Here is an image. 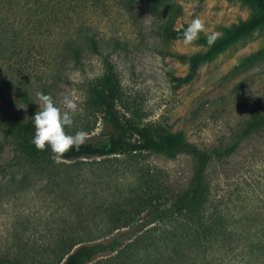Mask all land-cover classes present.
<instances>
[{
  "label": "trees",
  "instance_id": "16d2710c",
  "mask_svg": "<svg viewBox=\"0 0 264 264\" xmlns=\"http://www.w3.org/2000/svg\"><path fill=\"white\" fill-rule=\"evenodd\" d=\"M102 1L0 0V48L9 40L8 50L16 51V39L25 41L33 35L50 66L49 75L36 90L17 94L25 115L0 110V205L39 192L63 202L81 201L76 208L77 222L70 221L48 243L36 247L24 244L14 254H0V264H228L229 256L241 254L247 256L249 264H264V234L246 237V232L257 227L258 207L249 200V204H238L233 212L219 209L208 174L210 167L232 159L244 138L264 134V116L249 123L229 147L201 152L182 132H158L121 116V90L115 74L108 70L87 87L82 106L73 114V125L65 127L68 134L80 130L89 133L79 151L72 149L56 162L49 146L41 151L32 143L35 128L31 117L38 110L35 93L51 94L61 107V87L70 83L66 71L87 61V52L99 54L110 44L97 37L94 17L101 11L109 13L110 3L127 11L140 0ZM150 1L153 9L161 0ZM238 1L256 10L245 21L225 29L211 47L207 35L200 33L193 43L205 50L187 58L189 71L177 81H191L201 64L261 27L264 0ZM9 18L21 28L11 23L5 38L2 31ZM186 27L164 25L159 32L167 39L182 40ZM262 56L264 49L248 59ZM98 121L103 131L95 137L92 133ZM150 153L167 158L192 156L195 166L187 183L160 180L158 170L136 163L128 170L132 183L121 190L113 189L107 202L87 203L85 188L78 194L77 172L83 166L116 156L136 160ZM75 223L78 227H73Z\"/></svg>",
  "mask_w": 264,
  "mask_h": 264
},
{
  "label": "rangeland",
  "instance_id": "374dc122",
  "mask_svg": "<svg viewBox=\"0 0 264 264\" xmlns=\"http://www.w3.org/2000/svg\"><path fill=\"white\" fill-rule=\"evenodd\" d=\"M150 3L140 0L127 11L110 3L109 13L101 11L94 17L97 37L110 44L99 54L87 52V61L66 71L70 83L61 87L60 104L62 95L70 94L81 107L87 87L109 70L121 90L119 112L130 122L158 132H182L185 140L201 152L229 147L249 123L264 116V56L248 59L264 49V23L201 64L191 81L180 83L177 80L189 71L187 58L205 48L167 39L159 32L161 26L179 29L200 17L207 30L201 33L216 32L220 37L225 29L245 21L256 9L238 0H161L153 9ZM7 21L3 35H7L5 30L11 23L21 28L13 18ZM8 43L5 42L7 46ZM15 44L16 51L5 45L0 48V110L25 115V106L17 94L25 89L36 90L49 75L50 66L33 35L25 41L18 38ZM102 127L98 121L92 135L99 137ZM136 163L158 170L160 180L168 178L182 184L187 183L195 166L194 158L183 154L167 158L150 153L136 160L116 156L83 166L77 172L78 194L85 188L87 203L107 202L113 189L121 190L132 183L128 170ZM208 174L219 209L233 212L238 204L253 200L258 207L257 227L246 232V237L262 236L264 134L244 138L234 157L226 164L210 167ZM80 203L77 199L63 202L39 192L1 204L0 254H14L24 244L36 247L50 242L49 238L68 227L70 221L77 222L76 208ZM73 227H78L77 223ZM246 257L229 256L227 262L249 264Z\"/></svg>",
  "mask_w": 264,
  "mask_h": 264
},
{
  "label": "clouds",
  "instance_id": "9594fccd",
  "mask_svg": "<svg viewBox=\"0 0 264 264\" xmlns=\"http://www.w3.org/2000/svg\"><path fill=\"white\" fill-rule=\"evenodd\" d=\"M201 32H207L205 22L200 17H196L183 30L181 37L183 44H192L199 39ZM219 35L216 32L207 34V45L213 46ZM35 96L38 110L31 117L35 128L32 139L35 147L43 151L46 146H49L56 162H59L72 149L79 151L80 147L86 143L89 133L80 130L74 134H68L65 131L66 126L73 125V114L78 109L77 99L70 94H63L61 98L63 107H58L51 94L37 91Z\"/></svg>",
  "mask_w": 264,
  "mask_h": 264
}]
</instances>
